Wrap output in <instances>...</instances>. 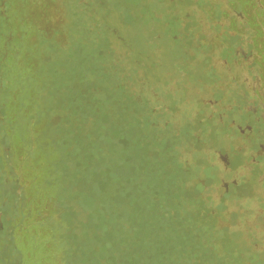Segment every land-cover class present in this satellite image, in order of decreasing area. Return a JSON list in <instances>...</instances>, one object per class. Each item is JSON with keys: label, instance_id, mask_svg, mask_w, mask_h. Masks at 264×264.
I'll use <instances>...</instances> for the list:
<instances>
[{"label": "rangeland", "instance_id": "1", "mask_svg": "<svg viewBox=\"0 0 264 264\" xmlns=\"http://www.w3.org/2000/svg\"><path fill=\"white\" fill-rule=\"evenodd\" d=\"M0 264H264V0H0Z\"/></svg>", "mask_w": 264, "mask_h": 264}, {"label": "trees", "instance_id": "2", "mask_svg": "<svg viewBox=\"0 0 264 264\" xmlns=\"http://www.w3.org/2000/svg\"><path fill=\"white\" fill-rule=\"evenodd\" d=\"M103 206H102V204H101V207L103 208V207H105V208H103L104 210H106V207L108 208V205L105 203V201H103ZM109 208H111L110 206H109ZM145 207L143 206V208H142V210L144 209ZM120 210V208H118V207H113V209H112V214H119V216L121 217L122 215H124L121 211H119ZM135 214V213H134ZM131 218H133L132 217V215L131 214H129L128 216H127V220H130ZM129 224H130V229H128L126 232L127 233H129V234H131L133 231H137V230H139V234L141 235V233L143 232V230H142V227L141 226H138L137 225V223L136 222H133V223H131V222H129ZM128 256V255H127ZM126 256V257H127ZM166 258H168V256L166 257ZM165 258V259H166ZM122 260V262H124V257L123 258H121Z\"/></svg>", "mask_w": 264, "mask_h": 264}]
</instances>
